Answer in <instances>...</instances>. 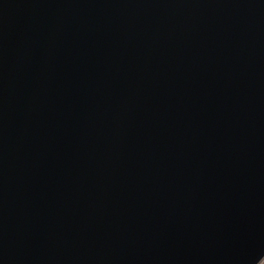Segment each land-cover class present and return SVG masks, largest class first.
<instances>
[{
	"label": "water",
	"instance_id": "obj_1",
	"mask_svg": "<svg viewBox=\"0 0 264 264\" xmlns=\"http://www.w3.org/2000/svg\"><path fill=\"white\" fill-rule=\"evenodd\" d=\"M264 0H0V264H260Z\"/></svg>",
	"mask_w": 264,
	"mask_h": 264
},
{
	"label": "rangeland",
	"instance_id": "obj_2",
	"mask_svg": "<svg viewBox=\"0 0 264 264\" xmlns=\"http://www.w3.org/2000/svg\"><path fill=\"white\" fill-rule=\"evenodd\" d=\"M260 264H264V260Z\"/></svg>",
	"mask_w": 264,
	"mask_h": 264
}]
</instances>
